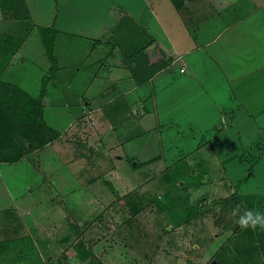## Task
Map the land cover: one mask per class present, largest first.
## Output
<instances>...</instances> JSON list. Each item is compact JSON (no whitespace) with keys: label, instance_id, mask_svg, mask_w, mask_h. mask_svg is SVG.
Wrapping results in <instances>:
<instances>
[{"label":"rangeland","instance_id":"1","mask_svg":"<svg viewBox=\"0 0 264 264\" xmlns=\"http://www.w3.org/2000/svg\"><path fill=\"white\" fill-rule=\"evenodd\" d=\"M59 1L26 0L27 17L14 15L5 3H0V15L19 21L4 24L0 30L13 32L23 39L20 54L2 77L18 82L13 83L19 84L32 97L39 96L42 78L50 74V65L46 69L50 63L44 42L46 34L40 28H55L56 19V25L69 30L74 17L93 19L96 13L95 0ZM159 3L173 1L161 0ZM122 4L120 8H123ZM105 9L101 8L98 14L101 16ZM122 17H125L124 12ZM122 25L106 39L80 41L87 45L72 43L70 46V37H65L69 39L70 55L83 58L89 43L98 47L103 43L104 54H114L118 44L116 56L125 59L128 41L119 38L125 33ZM106 26L105 31L109 34V24ZM132 31L134 37L139 36L138 27ZM58 42L59 53L68 57V49L61 40ZM136 42L138 47L141 45L135 38L129 42L132 48ZM139 59L142 55L134 61ZM108 66L103 62L104 71ZM85 68L91 70L93 66L82 67L81 73L86 76L82 82L92 84L85 88L80 82L75 85L70 82V87L50 82L53 77L50 76L41 99V113L34 117V122L16 126L0 112V235L3 234L0 263L264 264L256 231L242 230L231 216L237 204L232 197L234 194L241 197L244 207L264 213V190H261L264 184L257 185L256 193L244 191L250 187L241 184L240 174L229 177L220 166L211 162L209 166L205 160L197 161L196 167L185 162L166 167L161 162L142 164V153L130 138L143 130L146 132V128H155L153 117L157 108L151 102L135 107L134 111L131 106L128 112L124 97L108 101L109 95L91 102L100 83L93 82L92 78L87 81L93 72H83ZM120 68L127 70L124 65ZM134 70L124 74L118 72V75L126 78L135 74ZM106 75L107 83H110V76H116L115 72ZM149 87L151 84L142 85L136 91L152 94L153 89ZM109 89L115 91L113 87ZM85 91L90 103H85ZM136 91L131 93L132 97ZM155 93L157 95L156 88ZM99 100L104 102L102 109L94 110ZM170 107L165 105L163 117L167 116ZM146 117L149 124H145ZM262 117L260 119H264ZM242 122L247 145L249 135L257 134L258 127L249 117L238 120V123ZM16 130H24L29 138ZM174 134L170 129L163 130L169 163L182 154L177 146L193 139L189 131L183 137ZM41 137L47 138L43 144L39 143ZM126 139L137 152L131 158L125 155ZM17 140L21 142L17 144ZM214 141L229 151L235 148L228 134H218ZM90 144L95 147L93 151H90ZM18 151L23 154L17 160H10ZM257 158H264L261 141L248 151L247 164L254 163ZM136 160L139 163L135 167ZM249 168L253 170L251 166ZM106 181H111L114 189ZM8 192L13 196L12 200ZM24 217H31L33 221L29 224L25 219L23 222Z\"/></svg>","mask_w":264,"mask_h":264},{"label":"crops","instance_id":"2","mask_svg":"<svg viewBox=\"0 0 264 264\" xmlns=\"http://www.w3.org/2000/svg\"><path fill=\"white\" fill-rule=\"evenodd\" d=\"M159 1L95 0L93 8L96 13L93 19L78 15L74 17L73 24L69 23V30L56 25L55 19V24L52 22L57 31L54 53L59 67L56 75L49 81L60 85L67 84L68 87L72 86L70 82L74 85L80 82L83 84L82 88L87 85L89 87L91 83L82 82L86 76L81 72L84 65L93 66L91 70H88V67L83 71L93 72V76L87 81L92 78L93 82L100 83L91 102L109 95L108 101L124 97L128 112L131 106L134 111L135 107L137 109V106L143 107L151 102L157 108L153 117L155 128H146V132L143 130L136 137L130 138L132 144L137 143L139 153H143L142 164L161 162L162 166L166 167L185 162L196 167L197 161L202 163L205 160L208 164L211 162L216 167L220 166L229 177L240 174L241 184L250 187L244 191L256 193L259 189L257 185L264 184V158H257L254 163L247 164V154L256 142L264 143V122H261L264 119H260L261 116L264 118V0H258L256 3L254 0H184L181 5ZM72 2L60 0L58 3ZM120 4L123 8H120ZM59 7L62 5L59 4ZM105 7V13L100 16L98 12ZM123 12L125 17H122ZM15 21L16 24L19 22L18 19L0 15V26L7 23L12 25ZM47 24L45 22V25ZM108 24L109 34L105 31ZM119 25L123 26L125 32L121 33L119 38L123 42L124 39L128 41L125 44V59L116 56L118 44L114 47V54H104L105 50L101 46L103 43L99 47L95 43H89L83 58L70 55L72 43L86 44L80 43L86 38L94 42L106 39L114 34ZM135 27L139 28L137 37L133 36L132 29ZM0 32L15 34L4 30ZM67 36L71 40L70 46L69 39L65 38ZM23 37L25 39V36ZM135 38L141 45L138 47L136 42L132 48L129 42ZM59 40L68 49V57L59 53ZM22 46L23 42L20 48ZM20 48L1 72L0 79L10 82L4 79L2 74L16 60ZM120 54L122 57V49ZM138 55H142V59L134 61ZM103 62L109 64L107 71L102 68ZM135 64L137 67H134V70ZM49 65L50 63L46 69ZM122 65L127 70H134L135 74L131 73L126 78L125 75H118V72L124 74L127 71L120 68ZM107 72L116 74L110 76V83L106 82ZM146 84H151L149 88L153 89L150 91L153 95L136 91ZM109 87H113L115 91ZM134 91L136 95L132 97L131 93ZM84 95L85 103H90L86 91ZM96 104L94 110H100L104 102L99 100ZM165 105L173 108H168L167 116L163 117ZM172 112L173 115H170ZM245 117L255 120L258 127L257 134L249 135L247 145L244 143L243 122L238 123L240 118L244 121ZM148 120L146 117L145 124H149ZM164 128L182 137L189 131L193 137L192 140L189 139L190 142L177 146L182 154L170 163L165 155ZM218 134H228V138L234 141V150L225 149L224 144L223 147L217 145L214 137ZM132 144L127 140L126 158L137 155L131 148ZM155 154L156 157L149 160ZM146 160L147 162H144ZM260 161L262 163H258ZM8 194L12 200L13 196L9 192ZM18 214L21 218V214ZM26 218L22 221L25 222ZM26 220L28 223L33 221L31 217ZM0 238H3V234ZM33 238L35 242L34 235ZM34 244L36 246V242ZM20 264L26 263L20 261Z\"/></svg>","mask_w":264,"mask_h":264},{"label":"trees","instance_id":"3","mask_svg":"<svg viewBox=\"0 0 264 264\" xmlns=\"http://www.w3.org/2000/svg\"><path fill=\"white\" fill-rule=\"evenodd\" d=\"M177 5L184 3V0H172ZM0 3H5L6 8L13 10L14 15L19 17L29 16L26 0H0ZM40 30L46 34L44 36V42L46 44V52L50 59V74L44 75L42 78L43 87L38 97H32L25 90L20 88L18 85L4 81L0 79V112H3L9 123L19 126L25 123L34 122L38 114L41 113L42 103L41 99L45 93V86L50 76H54L59 64L58 59L54 53V42L56 37V29L51 27H41ZM22 37H18L13 34L0 32V74L3 69L10 63L17 49L22 43ZM39 112V113H38ZM21 132L26 139L29 138L28 134L24 130H16ZM47 138H40L39 143L43 144ZM18 142H21L17 140ZM22 151L12 154L10 160H17L21 155ZM143 154V153H142ZM152 154V153H151ZM156 154L153 155L149 160H153ZM148 160V159H147ZM144 161V162H147ZM139 161H136L135 167ZM110 188L114 189L111 181H106ZM236 203H242L241 197L238 194L232 195ZM256 238L259 243L260 250L264 256V230H256ZM83 257L86 255L82 254Z\"/></svg>","mask_w":264,"mask_h":264},{"label":"clouds","instance_id":"4","mask_svg":"<svg viewBox=\"0 0 264 264\" xmlns=\"http://www.w3.org/2000/svg\"><path fill=\"white\" fill-rule=\"evenodd\" d=\"M231 216L242 230H264V213L254 211L243 206L242 203H237L232 209Z\"/></svg>","mask_w":264,"mask_h":264},{"label":"water","instance_id":"5","mask_svg":"<svg viewBox=\"0 0 264 264\" xmlns=\"http://www.w3.org/2000/svg\"><path fill=\"white\" fill-rule=\"evenodd\" d=\"M94 145L93 144H90V151H93L94 150ZM213 262H216V260H213Z\"/></svg>","mask_w":264,"mask_h":264}]
</instances>
